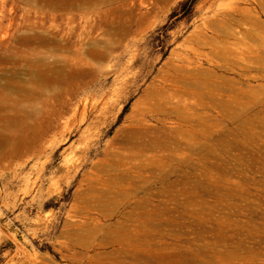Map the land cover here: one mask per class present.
<instances>
[{"label": "rangeland", "instance_id": "obj_1", "mask_svg": "<svg viewBox=\"0 0 264 264\" xmlns=\"http://www.w3.org/2000/svg\"><path fill=\"white\" fill-rule=\"evenodd\" d=\"M115 1L59 14L63 51L0 0V264H264V0ZM36 46L74 63L46 84Z\"/></svg>", "mask_w": 264, "mask_h": 264}, {"label": "bare ground", "instance_id": "obj_2", "mask_svg": "<svg viewBox=\"0 0 264 264\" xmlns=\"http://www.w3.org/2000/svg\"><path fill=\"white\" fill-rule=\"evenodd\" d=\"M25 1V0H23ZM44 1V5L47 6L48 12L50 14H52V20H50V25L48 24V27H45V21L41 20L39 21V24L43 27H45V29H41L39 31L36 30L35 27H37V23L36 21H28V19L26 21H28L27 23H25L24 25H26V30L24 31L25 34L27 35H23L22 36H18L19 39H21V42L23 44V42L26 44L30 43H38L40 45L43 46H47V45H54L55 47L64 50H68V46L66 41H63L62 39H60L59 37H57L58 35V30H60V26L59 24L56 22V18L59 16H63L64 14H69V11L72 9H81V8H89L90 4L92 1L94 0H43ZM102 3H109L112 4L113 2H116L115 0L110 1V0H99ZM128 0H120V2L122 3L121 6L125 5L127 3ZM144 0H141L140 2L142 3ZM26 2L28 4H31L32 0H26ZM41 3V2H40ZM34 6V5H33ZM92 6V4H91ZM103 6V5H102ZM119 5H115L114 7H112L109 11V13H111L112 11L115 14V16L113 17L112 15V19L110 17V19H103L100 23V25L102 27L107 26L109 28V34L112 35L109 38L108 44L107 46H110L112 44V42L115 40V36H117L118 34H126L128 32L129 26H130V18L129 15L127 16V11H125V9L123 7H121ZM29 7V6H28ZM37 7V6H36ZM26 9V7H25ZM24 9V10H25ZM32 9V8H31ZM43 9V8H42ZM46 9V8H45ZM27 10V9H26ZM83 10V9H82ZM85 11V10H84ZM118 13H117V12ZM29 12V11H28ZM36 11L34 10V14ZM27 13V12H26ZM41 13H45V12H41ZM41 13H39L41 15ZM88 13V12H86ZM84 12V14H86ZM99 13V12H98ZM38 14V12H37ZM105 14V13H104ZM108 14V13H107ZM106 14V15H107ZM45 15V14H44ZM42 15V16H44ZM30 16V15H29ZM87 16V15H86ZM51 17V16H50ZM67 21H70V24L73 21V17L72 15H67ZM40 19V18H39ZM69 19V20H68ZM48 20V19H47ZM134 20V14H132V22ZM66 21V20H65ZM38 22V21H37ZM68 24V22H67ZM65 24V25H67ZM73 24V23H72ZM71 26V25H70ZM69 27V26H68ZM70 28V27H69ZM68 28V29H69ZM74 28V27H73ZM73 28L71 27L70 30H73ZM52 29V31L50 30ZM57 29V30H56ZM56 30V31H54ZM69 31V30H68ZM74 31V30H73ZM50 32V33H47ZM67 33V32H66ZM71 33V32H70ZM106 33V32H105ZM63 34V33H62ZM64 35V34H63ZM69 35V33H68ZM61 37V36H60ZM66 37V36H65ZM62 38V37H61ZM18 39V38H17ZM18 39V40H19ZM20 44V42H19ZM22 46V45H21ZM26 48V47H25ZM48 47H46L45 49H47ZM15 49V48H14ZM22 49V48H21ZM30 49V48H29ZM49 49V48H48ZM51 50V49H50ZM61 50V53L63 52ZM15 51V50H14ZM49 51V50H48ZM56 50H54L55 52ZM52 52V50H51ZM66 52V51H65ZM73 52V51H72ZM60 53V51H59ZM84 53V52H83ZM87 55L91 56L94 59H102L106 56V51L101 50L100 48L96 47V46H91L89 47L86 52ZM24 54V58L27 59L28 61H26V63L28 62L29 65L32 67H30V71L32 74H34V76H36L37 78H40L41 80H43V82H45L46 84L57 80L61 75L64 74L65 72V68L67 66H70L71 64H73V60L71 57H68V55H62L60 54V56H55V58L53 59L54 61H50L49 58L52 57L53 55H49L47 53H45L44 51H41L38 49V47L36 46L35 48H33L32 50H26L23 52ZM69 54V53H68ZM82 54V53H81ZM57 55V54H56ZM15 56V55H14ZM10 58V57H9ZM12 58V56H11ZM14 59V58H13ZM17 60V59H16ZM23 60V59H21ZM27 63V64H28ZM29 67V66H28ZM26 71V70H25ZM30 74V73H29ZM33 76V75H32ZM33 80V79H32ZM35 80V79H34ZM59 81V80H58ZM56 82V81H55ZM18 85V84H17ZM42 85V84H41ZM19 87H23L22 85ZM17 88V87H15ZM18 89V88H17ZM25 89V87H24ZM36 89V88H35ZM21 90V89H20ZM47 90L48 87H47ZM23 91V90H22ZM28 91V90H27ZM35 93H39L42 92L43 90H33ZM26 93V91H25ZM34 95V94H32ZM26 97V96H25ZM32 98V97H31ZM36 98V97H35ZM33 100V99H32ZM38 100V99H37ZM3 108V107H2ZM9 117V116H8ZM7 117V118H8ZM12 121V120H11ZM10 121V123H11ZM9 124V123H8ZM7 125V124H6ZM3 127V126H2ZM12 128V127H10ZM6 132V131H5ZM5 134V133H4ZM10 134V133H9ZM3 136V135H2ZM0 136V138L2 137ZM1 146V145H0ZM11 146V145H10Z\"/></svg>", "mask_w": 264, "mask_h": 264}]
</instances>
